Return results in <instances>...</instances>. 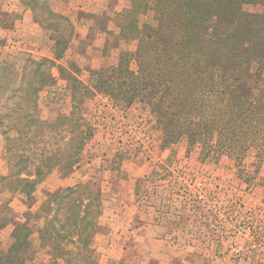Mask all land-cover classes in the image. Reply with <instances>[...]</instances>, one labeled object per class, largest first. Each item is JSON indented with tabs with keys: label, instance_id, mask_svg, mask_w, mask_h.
<instances>
[{
	"label": "rangeland",
	"instance_id": "rangeland-1",
	"mask_svg": "<svg viewBox=\"0 0 264 264\" xmlns=\"http://www.w3.org/2000/svg\"><path fill=\"white\" fill-rule=\"evenodd\" d=\"M48 3L54 12L68 18L73 34L62 57L50 68L54 81L37 94L35 116L52 121L58 115L68 114L75 104L79 107L75 116H79L81 128L91 127L87 131L92 135L85 139L80 159L69 173L65 174L61 165L51 166L36 185L31 203L33 208L38 207L47 201V192L57 190L63 195L67 186L88 181L95 185L75 190L60 211L51 205L47 220L55 216L54 238L74 240L79 235L90 239L98 231L105 232L103 226L98 227L105 207L119 213L124 208L127 214H141L154 221L161 230V240L153 243L155 247L152 242L136 246L128 254V261L103 260L105 264H139L140 260H143L140 264H157L165 259L161 254L171 250L177 252L172 254L174 264H253L254 252L263 258V132L253 133L255 138L246 148L235 146L221 152L214 146L216 139L206 143L182 139L162 149L163 132L149 107L134 103L121 109L93 89L96 75L92 70L109 67L136 48V32L122 31L119 26L122 20L119 13L130 6V0H48ZM242 9L261 13L263 6L246 3ZM142 22H154L152 14L141 16L139 24ZM55 38L51 29L33 21L31 10L19 0H0V90L17 82L29 61L54 58ZM130 68L135 70V64ZM67 127L62 125L59 133L46 130L34 142L26 143L24 139L10 153L0 130V176H14L18 168L20 177H24L33 170V164L25 167L24 156L38 162L42 155L57 151L68 140ZM14 134L12 129L8 135ZM0 190V202L3 200L4 207L10 208L14 216L28 209L23 194L2 188L1 182ZM83 214L85 218H81ZM94 218L97 225L92 234ZM37 223L45 225L42 218ZM141 227L135 224V230H129L130 235ZM11 228L8 225L0 231L3 248L9 242ZM36 237L37 233L33 239L32 264H51L49 249L41 246ZM132 239L130 244L134 246ZM92 244L91 240L84 247L86 251L92 249L87 256L85 250L78 251L82 243L66 242L65 247L71 250L69 260L56 262L99 264L101 254ZM258 244L262 248L258 249Z\"/></svg>",
	"mask_w": 264,
	"mask_h": 264
},
{
	"label": "trees",
	"instance_id": "trees-1",
	"mask_svg": "<svg viewBox=\"0 0 264 264\" xmlns=\"http://www.w3.org/2000/svg\"><path fill=\"white\" fill-rule=\"evenodd\" d=\"M19 1L31 10L34 22L56 35L54 58L29 61L19 80L0 90L4 141L10 153L24 139L34 142L46 130L59 133L64 124L69 137L61 148L42 155L38 162L24 156L25 167L33 164V170L24 177H20L18 168L14 176H0L2 188L21 193L28 201V209L22 214L9 216L12 242L6 250L0 249V264H32L34 233L39 244L49 249L51 264H58V259L67 263L71 250L65 243H82L78 251L85 250L88 256L92 249L86 251L84 247L92 235L90 239L78 235L74 240L62 236L56 240L52 235L55 216L47 220L51 205L62 210L75 190L93 188L94 183L67 186L63 195L57 190L47 192V201L35 208L31 202L36 185L51 166L61 165L65 174L69 173L80 159L85 139L92 135L87 131L91 127L81 128L75 104L68 114L52 121L35 116L37 94L54 81L50 68L62 57L73 26L66 16L52 10L48 0ZM246 3L261 4L263 11L247 12L242 9ZM147 13L152 14L154 22L139 24L140 17ZM119 14L121 30L136 32V48L111 66L92 70L96 75L93 89L121 109L134 103L149 107L163 132L162 149L182 139L191 143L216 139L214 146L222 152L235 146L248 147L255 138L253 133L262 131L264 135V0H130V6ZM131 64H135V70ZM12 129L16 135L10 136ZM40 218L45 225L37 223ZM259 254L252 255L253 264H264Z\"/></svg>",
	"mask_w": 264,
	"mask_h": 264
},
{
	"label": "crops",
	"instance_id": "crops-1",
	"mask_svg": "<svg viewBox=\"0 0 264 264\" xmlns=\"http://www.w3.org/2000/svg\"><path fill=\"white\" fill-rule=\"evenodd\" d=\"M5 215L6 217H3ZM10 215H12V210L8 207H4L2 200L0 202V231L1 229L8 227V225H12L11 221L9 220ZM133 215L134 214L131 213L127 214L126 209L124 208L120 209V213L116 211V209L108 210L107 207H105V209L102 210V214L100 215L98 220V227L102 228L103 226V228H105V232L98 231L94 236H92L91 239L93 241L91 247L93 249H96L97 252L98 253L100 252L101 254L99 264H105L103 260L111 261L112 263L122 261L124 259L128 261L129 260L128 256H130L133 253L136 246H139L143 242H147V243L152 242L153 245L154 242L161 240L160 238L161 230L159 229L160 230L159 231L156 228V226L154 225V221L149 220V218H146L141 214L136 216ZM150 222H152V226H149ZM135 224L136 225L138 224L142 227L139 228V230H137V232L139 231L138 233L136 232L137 234L134 233L132 236L130 235L131 232H129V230H132V228L135 230ZM145 224H147V226H145ZM12 230H13V225L12 228L9 229V233H8L9 242L7 243L6 247L3 248L1 244L2 242L0 240V249L6 250L8 246L11 244ZM35 236L36 233H34L31 236L32 242H34L33 239L35 238ZM131 237H134V239H132L134 241L133 244L134 246H131L132 244H130ZM36 239L38 241L37 237ZM153 246L155 247V245ZM172 254L176 255L177 252H173L171 250L170 253L168 252L162 253L161 254L162 258L165 259H163L162 261H157V264H174ZM139 262L142 263L143 260H140ZM181 262L186 263L185 261H181Z\"/></svg>",
	"mask_w": 264,
	"mask_h": 264
},
{
	"label": "built area",
	"instance_id": "built-area-1",
	"mask_svg": "<svg viewBox=\"0 0 264 264\" xmlns=\"http://www.w3.org/2000/svg\"><path fill=\"white\" fill-rule=\"evenodd\" d=\"M234 223H236V222L234 221ZM259 248H262V245H261V244H258V249H259Z\"/></svg>",
	"mask_w": 264,
	"mask_h": 264
}]
</instances>
